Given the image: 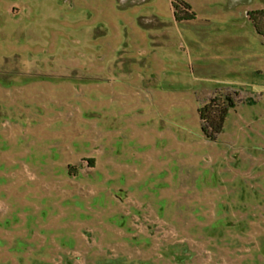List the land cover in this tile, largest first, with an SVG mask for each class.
Instances as JSON below:
<instances>
[{"label":"rangeland","instance_id":"obj_1","mask_svg":"<svg viewBox=\"0 0 264 264\" xmlns=\"http://www.w3.org/2000/svg\"><path fill=\"white\" fill-rule=\"evenodd\" d=\"M189 1L0 0V264H264L260 1Z\"/></svg>","mask_w":264,"mask_h":264},{"label":"trees","instance_id":"obj_2","mask_svg":"<svg viewBox=\"0 0 264 264\" xmlns=\"http://www.w3.org/2000/svg\"><path fill=\"white\" fill-rule=\"evenodd\" d=\"M173 7L177 21L192 20L197 15L187 2L174 0ZM257 30L264 35V22L258 26ZM232 107H234V100L230 96L220 94L199 108L202 131L207 139L216 141L224 133Z\"/></svg>","mask_w":264,"mask_h":264},{"label":"flooded vegetation","instance_id":"obj_3","mask_svg":"<svg viewBox=\"0 0 264 264\" xmlns=\"http://www.w3.org/2000/svg\"><path fill=\"white\" fill-rule=\"evenodd\" d=\"M140 1H143V0H123V3L125 4L129 2L130 4H136L137 2H140ZM179 1H183V2L188 1L187 3L190 4L192 9L196 12V14H198L197 13L198 11H196L194 6L191 3H189L190 2L189 0H179ZM258 1H260V3L258 4V8H255V7L248 8L243 13L246 16V18H248V20L252 22V26L255 29H257L258 26L264 22V0H258ZM255 2L256 0H227V3L230 5L232 11H234L236 6H239V5L247 4V6L251 7L252 5L255 4Z\"/></svg>","mask_w":264,"mask_h":264},{"label":"water","instance_id":"obj_4","mask_svg":"<svg viewBox=\"0 0 264 264\" xmlns=\"http://www.w3.org/2000/svg\"><path fill=\"white\" fill-rule=\"evenodd\" d=\"M125 2V1H124Z\"/></svg>","mask_w":264,"mask_h":264}]
</instances>
